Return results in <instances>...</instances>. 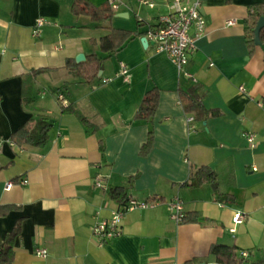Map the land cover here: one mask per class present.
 Masks as SVG:
<instances>
[{"label":"crops","instance_id":"0c3cea01","mask_svg":"<svg viewBox=\"0 0 264 264\" xmlns=\"http://www.w3.org/2000/svg\"><path fill=\"white\" fill-rule=\"evenodd\" d=\"M107 1L91 0L96 7ZM152 1L154 9L137 0L149 10L125 5L116 12L120 19L134 14L140 26L130 30L121 21L103 27L75 16L74 0H0V206L19 208L0 218V249L22 220L16 264H216L210 254L216 244L236 247L240 255L248 251L250 261L264 257V43L250 48L247 34L249 17L264 0H202L207 28L185 68L189 78L153 41L142 43L171 10L170 0ZM39 18L47 24L38 39L33 29ZM94 28L104 34L93 36ZM113 29L140 34L109 59L118 71L121 63L128 66V78L107 70L106 61L93 83L67 68L83 54L86 60L76 64L89 63L97 73L90 58L106 57L100 41ZM99 76L108 85L97 84ZM64 87L68 103L91 126L63 112L57 94ZM154 89L160 92L155 117L136 120ZM24 92L37 112L24 109ZM182 92L197 95L216 114L202 119L188 112ZM32 118L52 124L45 147L11 141ZM151 131L152 152L142 157ZM249 135L256 137L254 147ZM202 167L215 171L222 200L210 184L191 186ZM96 177L104 189L95 187ZM117 187L128 199L161 204L124 215L122 235L101 246L92 227L121 209L110 196ZM176 197L199 223L172 219L169 203ZM237 212L245 214L243 225H234ZM44 248L46 259L37 255Z\"/></svg>","mask_w":264,"mask_h":264},{"label":"trees","instance_id":"16d2710c","mask_svg":"<svg viewBox=\"0 0 264 264\" xmlns=\"http://www.w3.org/2000/svg\"><path fill=\"white\" fill-rule=\"evenodd\" d=\"M72 11L77 17H90L91 21L98 25L111 23L116 16V12L108 2L100 7H96L91 2V0H74ZM262 17H264V5L257 7L250 15L248 20L247 34L250 48L256 47L255 30ZM137 36H140V34L121 29H113L110 34L103 37L100 41V46L106 57L103 59H98L97 56L90 58V62L92 61L97 63L98 67V72L93 75L89 70V63L76 64L75 61L70 60L67 63V68L70 71L76 72V74L85 79L86 82L93 83V81H95V79L98 77L99 71L104 68V62L111 59L114 54H118V52L128 41ZM261 41L264 43V29L261 32ZM159 93L160 92L157 89H154L145 95L142 105L136 114V120H153L159 106ZM31 96V94L27 95V93L25 94L24 92V109L30 113L37 112L38 109L32 105L34 100ZM181 98L185 109L188 112H195L199 118L205 119L211 114H216L215 112L210 113L208 110H206L197 95L188 94V92H182ZM62 110L64 113L76 114L84 124L91 126L90 122L76 109H74L73 105L70 104L67 108L62 106ZM51 127L52 124L46 119L38 120L32 118L23 128H21L11 137V141L21 147H25L27 145L45 147L48 143V134ZM154 142V132L151 131L149 133L147 143L142 147L140 153L142 157H148L150 155L154 146ZM102 150H104L103 147ZM214 172L215 171L211 170L209 167L200 168L192 175L191 186L210 184L214 189L218 199L222 200L224 195L221 190V182ZM110 196L112 200L120 206H124L129 200L124 188H113L110 191ZM18 209L19 208L16 206H0V218L7 216L11 211H16ZM200 221L201 219L198 216L191 218L189 215H187L184 223H199ZM21 222L22 220H19L18 223H16L13 231L6 235L4 244L2 246L3 248L0 249V264H16L15 240L20 235ZM210 254L215 258L216 264H264V257L255 262L250 261L249 259L243 258L239 254L237 248L233 246L231 247L222 244H216L212 246ZM187 264L195 263L192 261L188 262Z\"/></svg>","mask_w":264,"mask_h":264},{"label":"built area","instance_id":"2783aa9c","mask_svg":"<svg viewBox=\"0 0 264 264\" xmlns=\"http://www.w3.org/2000/svg\"><path fill=\"white\" fill-rule=\"evenodd\" d=\"M115 12L120 11L125 5L119 0L107 1ZM142 5L154 9L156 4L152 0H139ZM202 0H196L192 4H185L183 0H170V12L159 17L156 26L151 27L147 33V39L154 42L158 53H164L169 56L174 65L178 68L180 73H185V68L190 62L191 55L196 51V43L200 40L207 28L206 19L202 13ZM47 21L45 18H39L33 29L34 38H41L44 27ZM229 26L235 25V21H229ZM186 77H191L190 74L185 73ZM118 76L128 78L129 69L124 63L120 64V73ZM106 79L103 83H109ZM245 92V88H240ZM57 101L65 108L69 107L67 97L64 93L57 94ZM194 118L190 119L193 122ZM256 137L254 135L248 136V141L252 147L255 146ZM2 141L0 140V148ZM29 180L24 179L20 182L21 185H28ZM13 183L6 186L7 190H11ZM95 187L104 189V184L100 177L94 180ZM161 204V201L153 199L149 201H138L136 199H129L128 202L121 206V209L113 212L111 218L108 220L97 221L92 227L94 237L99 241L101 246L109 244L122 235V227L124 222V215L136 210H147L155 208ZM171 217L177 224H183L186 218L185 203L180 197H176L169 203ZM246 220L245 214L237 212L234 216V225H243ZM232 233L235 230H231ZM48 251L44 248L37 251V255L42 259L48 257ZM241 256L248 259L250 254L248 251L241 252Z\"/></svg>","mask_w":264,"mask_h":264},{"label":"rangeland","instance_id":"374dc122","mask_svg":"<svg viewBox=\"0 0 264 264\" xmlns=\"http://www.w3.org/2000/svg\"><path fill=\"white\" fill-rule=\"evenodd\" d=\"M119 2H121L123 5H127V6H131L132 7V9L133 8H135V10H137L138 9V7H144V6H141L140 4H137V0H119ZM126 7V6H125ZM124 8V7H123ZM122 8V9H123ZM144 9H147V10H149L147 7H144ZM134 15V14H133ZM132 15V17H131V19H120V18H114L115 19V23L113 24V22L112 23H107V24H105V25H103V27H113V26H118V23H119V21H121V23H125L129 28H130V30H136L137 28H139V24H138V22H137V20L134 18V16ZM93 32H92V35L93 36H102V34H104V33H98L97 35H96V33H95V28L92 30ZM101 31V30H100ZM106 31V30H105ZM98 37V38H99ZM100 54V53H99ZM105 66H106V68H107V70H110V69H114V70H116V73L117 72H119L120 73V71H118L119 70V67L117 66V63L115 62V60H113V61H106V63H105ZM108 76V75H107ZM102 76H99V78L96 80V83L98 84H100L101 86H106V85H108V84H106V85H104L103 83H102ZM38 90H39V88L37 89V91L36 92H38ZM68 87H64V89H62L61 90V92H63L66 96H69V93H68Z\"/></svg>","mask_w":264,"mask_h":264},{"label":"water","instance_id":"95a60500","mask_svg":"<svg viewBox=\"0 0 264 264\" xmlns=\"http://www.w3.org/2000/svg\"><path fill=\"white\" fill-rule=\"evenodd\" d=\"M119 16H121V15H119ZM263 29H264V17H262L260 19V21L256 27V30H255V43H256V45H259V46L262 45L261 32ZM142 43H143L144 47H148L150 45V42L147 38H143ZM85 60H86V57L83 54L77 56V58H76L77 63H81Z\"/></svg>","mask_w":264,"mask_h":264}]
</instances>
